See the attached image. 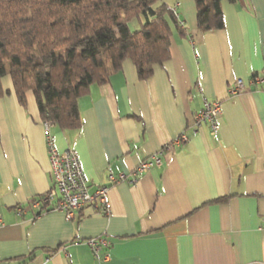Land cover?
I'll use <instances>...</instances> for the list:
<instances>
[{"label":"crops","instance_id":"crops-1","mask_svg":"<svg viewBox=\"0 0 264 264\" xmlns=\"http://www.w3.org/2000/svg\"><path fill=\"white\" fill-rule=\"evenodd\" d=\"M177 2L190 36L174 29L152 77L110 60L109 80L79 100L81 126L51 127L90 192L109 186V214L88 204L70 220L45 202L54 179L42 113L32 91L23 105L2 79L0 264H264V0H224L225 28L207 33L196 1L167 5ZM239 79L245 90L231 95ZM206 101L221 102L216 130L195 127ZM155 154L162 163L136 174ZM92 239L109 244L97 255Z\"/></svg>","mask_w":264,"mask_h":264},{"label":"trees","instance_id":"trees-1","mask_svg":"<svg viewBox=\"0 0 264 264\" xmlns=\"http://www.w3.org/2000/svg\"><path fill=\"white\" fill-rule=\"evenodd\" d=\"M163 1L0 0V92L10 76L23 105L35 94L43 120L80 127L79 100L109 80L108 60L130 58L146 80L170 59L174 29L190 36ZM195 1L200 32L225 28L224 0Z\"/></svg>","mask_w":264,"mask_h":264},{"label":"built area","instance_id":"built-area-1","mask_svg":"<svg viewBox=\"0 0 264 264\" xmlns=\"http://www.w3.org/2000/svg\"><path fill=\"white\" fill-rule=\"evenodd\" d=\"M180 3L177 2L171 9L177 13ZM258 77L254 78L257 81ZM245 84L239 79L234 86L229 89L231 95H237L244 92ZM222 114L221 102H205L204 107L195 114V127L199 129L204 124L210 122L213 130L217 129V119ZM43 127L47 135V146L51 159V173L54 179V185L44 196L45 202L48 203L53 199H57L53 209L62 211L68 219H74L76 214L86 205L90 204L94 209L104 214L111 212L108 192L109 186L96 184L93 193L89 190V184L84 175L77 152L68 148L64 153L60 154L54 146V138L51 135L52 121L43 120ZM187 141V136L181 134L177 139V143ZM160 165L162 160L159 154H155L149 159L143 161L136 170V174L147 172L152 164ZM113 182H119L125 179L124 174L118 176L110 175ZM264 229V224H263ZM109 244L107 240L92 239L89 243L92 245L94 252L98 255L102 242Z\"/></svg>","mask_w":264,"mask_h":264},{"label":"rangeland","instance_id":"rangeland-1","mask_svg":"<svg viewBox=\"0 0 264 264\" xmlns=\"http://www.w3.org/2000/svg\"><path fill=\"white\" fill-rule=\"evenodd\" d=\"M172 1H174V0H164L163 2L164 3H170V2H172ZM174 6V5H173ZM172 6V7H173ZM171 9V8H170ZM172 10V9H171ZM131 27L133 28V29H139L140 28V21L136 18V19H134V20H132L131 21ZM110 60H113V59H110ZM110 60H108V62L110 61ZM107 62V63H108ZM43 123V122H42ZM152 157V156H151Z\"/></svg>","mask_w":264,"mask_h":264}]
</instances>
